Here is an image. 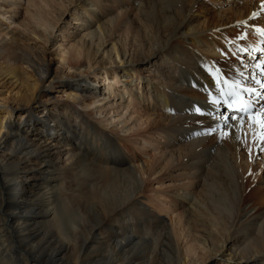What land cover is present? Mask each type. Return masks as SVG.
Wrapping results in <instances>:
<instances>
[{"label":"bare ground","instance_id":"6f19581e","mask_svg":"<svg viewBox=\"0 0 264 264\" xmlns=\"http://www.w3.org/2000/svg\"><path fill=\"white\" fill-rule=\"evenodd\" d=\"M106 1L121 10L110 18L106 36L123 28L135 43L134 61L150 66L163 83L156 101L167 115L153 128L165 148L158 177L172 181V190L188 201L182 211L187 226L201 231L219 264H264V175L254 171L240 143L250 121L235 112L218 114L229 95L222 77L238 87L247 79L258 94L264 69L242 74L215 58L228 36L208 21V32L200 30L192 18L193 0ZM234 2L246 16L264 19L262 0ZM106 5L100 7L110 15ZM258 18L255 24L247 18L243 27L264 30ZM254 31H241L229 48L249 65L246 71L264 60ZM23 65L36 77L33 82L17 70ZM130 69L125 64L108 72L123 75L130 86ZM57 71L48 83L71 101L39 100L38 83L51 71L16 38L0 34V86H12L17 95L15 106L0 113V264H186L171 220L140 202L150 163H136L135 152L87 119L85 111L99 101L88 75L80 71L67 78ZM14 109L19 113L12 119Z\"/></svg>","mask_w":264,"mask_h":264},{"label":"rangeland","instance_id":"374dc122","mask_svg":"<svg viewBox=\"0 0 264 264\" xmlns=\"http://www.w3.org/2000/svg\"><path fill=\"white\" fill-rule=\"evenodd\" d=\"M234 1L241 3L242 0H198V2L193 0L197 5L192 18L200 30L204 31L203 33L208 32L206 27L208 21L215 28H213L214 30L218 32L224 30V34L228 36L224 38L223 43H219L222 44V46L220 45L221 51L213 55L215 58H222L231 68L242 74H247L256 69L261 71L260 69L263 68L260 67V64L264 65V60L256 61L254 67L246 71L249 65H244L245 61L236 58L237 55L233 56L234 53L229 52V48L235 47L234 44L238 42L236 40L240 38V32L246 29L253 30L256 28L254 34L259 33L257 34L259 37L261 36L259 41L264 45V30L253 25L257 21L255 18L259 17L258 19L263 21H260L261 25L264 26V19L256 13L246 16L244 10L242 11ZM99 3L96 4L95 0H0V34L2 37L6 33L8 36L16 38L21 49L44 62L51 71L47 80L38 83L39 100L49 98L53 101H71L64 97L67 94L62 91L59 92L61 89L57 88L58 85L48 83L55 70H58L60 76L67 78H70L72 74H79L80 71L84 72L82 77L87 78V75L89 76L88 79L91 80H89V85L96 88V99L99 101L95 106L85 111L87 119L112 135L123 148L135 152L136 163L138 161L150 163L149 170L144 177L140 202L164 221L171 220L174 236L181 247L186 264H219L220 261L217 256H210L201 231L198 229L191 230L187 226L182 211L185 209V205L187 207L188 201L182 200L177 195L179 193L172 190L174 186L172 181L164 177L161 180L158 177L159 166L161 168L165 164V148L163 147V137L154 132L153 128L162 116L167 115V111L159 107L156 101L159 94L157 88L161 87L163 83L152 72L150 66L134 61L132 56L135 51V43L123 28L120 27L106 36L108 35L107 31L112 26L109 23L110 18L119 15L121 10L119 5L110 4V1L100 0ZM101 4H107L106 6L112 9L111 12H108L110 15L101 9ZM133 16L134 13H131V17ZM247 18L252 20L253 24L243 27ZM223 23H228L229 26L226 29H221ZM83 43L88 44V47L83 46ZM209 50L207 48L205 51ZM237 51L242 52L240 55L248 57V52H245L244 49ZM210 54L209 56L212 58ZM85 55L89 57L90 61L85 58ZM61 58H65L64 64L59 62ZM79 63L83 64L82 67L75 68ZM125 64L131 68L130 73L133 75L128 74L126 76V78L132 79L130 86L122 81L125 79L123 75L113 77L108 72L117 66L123 67ZM17 70L25 75L29 82H33L36 78L25 65ZM103 71L107 73L104 72L103 74ZM59 75L58 77H60ZM242 81L246 84L244 85L242 82L243 87L251 88L247 79H242ZM260 82H264V78H260ZM0 89L3 93L0 92V100L2 101L0 102V113L4 114L5 110L7 111L5 107L15 106L17 95L14 94L16 91L12 89V86H4L3 88L0 86ZM67 90L70 89L64 88L66 93ZM257 90L258 94L254 90L252 91L254 96L250 97L252 101L258 102L256 105L253 104L254 109L250 115H258V119L264 120V116H260L261 110L264 109V86ZM17 110L14 109L11 112L12 119L19 113ZM223 110L224 108H221L218 114L224 115L226 112ZM249 128L247 131L242 129L241 132L245 135L240 143L243 149L249 150L250 154L245 152L247 156L245 158L248 162L252 161L250 164L254 171L264 175V144L261 145L262 147L258 146L259 140L256 139V137L261 138V131L264 129L252 122H250ZM253 131L258 132H255L256 136L252 138V140L254 139L252 141ZM222 140L224 141V139ZM249 141L252 147L250 149L248 148Z\"/></svg>","mask_w":264,"mask_h":264},{"label":"snow or ice","instance_id":"6c2138e0","mask_svg":"<svg viewBox=\"0 0 264 264\" xmlns=\"http://www.w3.org/2000/svg\"><path fill=\"white\" fill-rule=\"evenodd\" d=\"M261 6L264 7V0H262ZM248 91L251 92L252 90L249 89ZM222 95H225V94L222 93ZM224 102L227 104L229 109L233 108V104L238 103V101L231 100L230 98L226 99ZM234 110L235 111H243L244 109L243 108H236ZM245 115H248V119L250 122L258 124L262 129H264V120L258 119L256 116L250 115L248 113V111H245ZM260 116H264V109L261 110ZM237 118L238 117H236V116L231 117V119H233V120H236ZM261 139L264 140V135L261 136Z\"/></svg>","mask_w":264,"mask_h":264}]
</instances>
